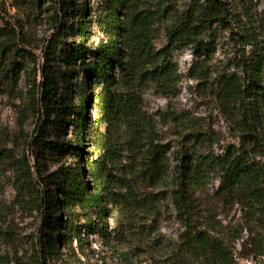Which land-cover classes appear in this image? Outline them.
Wrapping results in <instances>:
<instances>
[{
    "label": "rangeland",
    "instance_id": "rangeland-1",
    "mask_svg": "<svg viewBox=\"0 0 264 264\" xmlns=\"http://www.w3.org/2000/svg\"><path fill=\"white\" fill-rule=\"evenodd\" d=\"M111 1L67 0L65 9L61 0H0V29L4 33L0 46L8 45L4 65L12 70L20 68L17 83L0 70V264H201L192 257L181 258L185 227L173 202L172 182L183 153L223 154L230 144L239 143L244 106L224 108L217 95V81L223 74L244 77L249 63L264 57V0H222L227 7L225 22L201 29L200 37L213 45L210 54L198 57L194 44L173 49L178 75L171 85L150 83L143 88V107L151 124L148 134L154 132L157 142L168 147L167 180L140 189L142 197L151 199V205L129 201L126 189L119 185L113 189L117 201H106L104 225L108 236L85 228L81 233L70 232L64 225L61 234L66 236L54 247L43 234L47 210L39 211L38 200L30 194L18 195L14 161L31 162L42 192V180L47 175L81 163L71 153L47 150L37 155L32 144L40 127L46 131L42 134L47 140L77 141L72 128L58 131L61 110H47L42 104L45 51L55 36L67 44L83 40L90 49L112 40L132 42L126 36L112 34L108 15ZM205 1L137 0L135 15L122 9L119 18L125 28L144 29L147 47L155 53L168 45V28L189 10L198 11ZM84 7L85 15L80 10ZM81 26L86 32L80 30ZM65 52L66 48H61L55 62L60 74L57 101L79 108L78 85L83 73L70 77L74 67L64 61ZM75 70L79 71L78 66ZM66 81L69 84L65 86ZM97 88L93 85L90 90ZM88 115L93 119L98 116L96 103L89 104ZM121 133L125 146L127 132L121 129ZM127 156L124 149L116 164V174L121 178L125 177L122 169L128 163ZM219 185V177L213 175L199 191L201 222L214 226L239 264H264V256L257 253L258 247L264 246V224L251 220L238 202L224 198L218 192ZM61 217L69 225L98 221L94 209L80 206L67 207Z\"/></svg>",
    "mask_w": 264,
    "mask_h": 264
},
{
    "label": "trees",
    "instance_id": "trees-1",
    "mask_svg": "<svg viewBox=\"0 0 264 264\" xmlns=\"http://www.w3.org/2000/svg\"><path fill=\"white\" fill-rule=\"evenodd\" d=\"M136 1L112 0L108 13L112 34L126 36L132 42L124 44L112 40L90 49L83 40L67 44L55 36L45 51L42 104L47 110H61L58 131L72 128L77 141L47 140L42 134L46 131L40 127L32 144L37 155L47 150L54 154L71 153L79 157L81 163L75 167L63 166L47 175L42 180L45 183L44 192L35 182L29 160L14 161L12 165L18 195L30 194L38 200L39 211L47 210L43 234L54 247L66 236L61 234L64 225L65 229L69 227L70 232L81 233L85 228L86 231L96 230L108 236L104 225L106 201H117L113 189L119 185L126 189L129 201L152 204L149 197H142L140 189L142 185L156 187L167 180L168 147L157 142L154 132L148 134L151 124L143 107L142 90L150 83L171 85L174 75H178L173 49L194 44L195 55L208 56L213 45L200 37L201 29L211 28L216 22L224 23L227 13L224 1L206 0L198 11L189 10L177 24L168 28V45L152 53L147 47L144 29L130 30L120 22L121 10L134 12ZM61 4L68 8L67 0H61ZM85 9H80L83 15ZM80 30L86 32L85 26H81ZM2 31L0 29V38L4 34ZM61 48H66V64L74 67L70 70V77L83 73L82 82L78 85L79 108L57 101L60 74L55 62ZM7 55L8 45H1L0 70L17 83L20 68L12 70L5 66ZM77 66L79 71L75 70ZM68 84L66 81L65 86ZM93 85L98 88L91 92ZM217 95L224 108L244 106L241 110L240 141L230 144L223 154L183 153L172 182V198L178 219L185 227L180 247L182 259L192 257L201 264H239L229 244L216 234L214 226L201 222L199 191L213 175H217L220 180L218 192L224 198L241 204L251 220L264 224V57L251 61L244 77L235 73L220 76ZM68 99L71 97L68 96ZM36 100L34 93L35 106ZM91 102L97 106L98 116L95 119L88 115ZM73 114L74 118H71ZM121 129L127 132L126 147L120 140ZM124 149L128 153V163L123 169H128H122L125 177L121 178L116 174V164L121 161ZM52 186L55 188L52 189ZM76 206L89 211L94 209L98 221L67 224L61 214L67 207ZM80 235L78 237L82 240ZM257 253L264 256L263 245L258 247Z\"/></svg>",
    "mask_w": 264,
    "mask_h": 264
}]
</instances>
